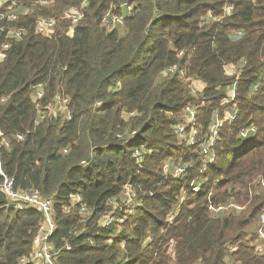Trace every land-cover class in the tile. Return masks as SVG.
<instances>
[{"label":"trees","instance_id":"trees-1","mask_svg":"<svg viewBox=\"0 0 264 264\" xmlns=\"http://www.w3.org/2000/svg\"><path fill=\"white\" fill-rule=\"evenodd\" d=\"M13 1L21 16L1 24L26 34H0L10 46L0 61V166L16 189L54 198L56 263L264 264L254 246L264 215V0H87L72 31L62 14L86 0ZM108 13L124 16L125 32L106 26ZM39 17L57 20L51 37L36 31ZM173 67L204 86L193 92L192 81L167 74ZM234 85L236 98L225 105ZM38 86L44 95L35 101ZM59 95L72 117L38 124ZM188 108L197 110L191 146L177 135ZM217 118L216 160L206 168L201 150ZM136 150L146 151L141 164ZM178 164L189 167L174 177ZM127 185L137 209L119 205L114 216L125 221L101 226ZM75 195L92 211L85 221L78 209L65 210ZM229 203L245 210L210 209ZM41 220L38 210L17 211L0 195V264L30 257Z\"/></svg>","mask_w":264,"mask_h":264},{"label":"built area","instance_id":"built-area-1","mask_svg":"<svg viewBox=\"0 0 264 264\" xmlns=\"http://www.w3.org/2000/svg\"><path fill=\"white\" fill-rule=\"evenodd\" d=\"M87 0L81 5V7H75L66 10L61 17V20L68 21L71 27L77 26L83 19V12L82 9L85 8ZM43 6H49L50 2L44 0L41 2ZM21 9L22 7L17 4L13 0H0V34H6L8 38H21L24 34H26L25 28H20L18 30H10L6 32L5 27L1 24L4 21H16L19 16H21ZM133 8H127L124 13L129 15ZM123 17H114L110 13H108L105 17V24L106 26H112L113 28L117 27H124L123 26ZM57 27V20L56 19H49L46 17H39L36 21V31L42 36H52L55 33V29ZM73 28H71L72 31ZM125 32V29H124ZM10 48L9 44L3 42L0 44V61L6 57L7 50ZM243 64H240L242 67ZM176 69L168 70V73H175ZM227 73L233 75L236 73L234 67H230L227 69ZM180 78L184 79L186 74L184 71L179 72ZM187 81H192V90L193 92H197L201 87L195 85V83L199 82V80H190L186 79ZM258 86H254V90H257ZM198 89V90H197ZM228 94L230 97L225 101V104L232 103L236 98V88L233 86ZM43 93V86H38L35 88L33 97L35 101H39L42 99ZM70 100L68 98H64L62 96H57L54 105L47 106L43 111L39 112L37 123L39 124L43 121L47 116H60L65 115L68 118H71V111L68 108ZM101 104L97 103L96 107H99ZM197 110L194 108H188L184 114V118L186 119V124L177 127V135L180 139L187 141V145L191 146L195 144L197 132L193 128L195 124ZM236 118L235 109L232 110L231 116L227 118V120L233 122ZM221 124L216 119V122L213 126L211 131V140L209 145L203 147L201 150V157L203 164L206 168L211 167L215 164V155L212 153L210 148H212L215 143L217 136L220 132ZM255 134L253 128H250L247 132L243 133L244 139H250ZM136 134L132 133L131 137H134ZM18 140H23L22 135L14 136ZM120 138L124 137L123 135L119 136ZM8 145V144H7ZM143 153L139 150L135 151V157L138 160V164L143 162ZM172 163L168 162L166 164V168H172ZM189 166L178 164L174 169L175 177L183 176L186 173V170ZM262 188L264 189V182L261 183ZM201 189V185H194L193 191L199 192ZM0 195L4 196L9 204V206L17 211H28V210H38L42 213V220L40 221V226L38 228V234L34 240V246L30 257H25L21 259V263H31V264H57L56 257L60 255L61 250L53 247L52 245V237L56 231V222H55V201L53 197H44L41 193L37 190H30V191H21L15 188V180L12 177L6 175L0 166ZM136 194L132 186L127 185L125 187L124 193L121 198V202L118 203L116 200L110 201L109 204L114 207L111 213L106 216L101 217L100 225L103 227H110L115 222L123 223L125 220L124 218L115 217L114 215L115 210L119 205H123L126 209H131L134 211L138 207V203L136 202ZM71 208H76L79 210L81 217H83V221L89 218L92 214V211L86 206L83 202L82 197L79 195H75L71 199V203L69 207H65V210L68 211ZM213 214H239L245 210L244 207L238 206L234 203H229L227 205L219 206V207H210ZM178 209L172 212V215L169 218V223H172L177 217ZM262 225L258 230L259 233V241L256 242L258 246L259 254L264 255V215L261 217ZM173 248H171L172 251ZM231 251H236L235 247L230 248ZM66 250H70V246L66 247ZM227 264H238L233 261H228Z\"/></svg>","mask_w":264,"mask_h":264},{"label":"bare ground","instance_id":"bare-ground-1","mask_svg":"<svg viewBox=\"0 0 264 264\" xmlns=\"http://www.w3.org/2000/svg\"><path fill=\"white\" fill-rule=\"evenodd\" d=\"M76 27V26H75ZM72 28H74V27H72ZM231 66H229L228 68H230ZM228 68H226V70L228 69ZM170 69H176V72L175 73H168V70H170ZM170 69H168L167 70V74L168 75H178L179 76V72L180 71H184L185 72V74H186V76H185V78L184 79H182V78H180V76H179V78L180 79H182V80H186L187 79V73H186V71L184 70V69H180V68H177V67H173V68H170ZM235 86V85H234ZM236 87V86H235ZM228 99V98H227ZM226 99V100H227ZM225 100V101H226ZM225 101H224V104H225ZM230 104V103H229ZM225 105H228V104H225ZM217 120L220 122V120H219V118H217ZM220 124H221V122H220ZM136 134V133H135ZM135 137V136H134ZM139 151H141L143 154H144V152H146L145 150H139ZM143 159H144V155H143ZM168 163V162H167ZM166 163V164H167ZM181 165H183V164H181ZM192 167V166H191ZM165 168H166V165H165ZM167 169V168H166ZM173 175H174V171H173ZM174 177H175V175H174ZM194 186V185H193ZM193 190V189H192ZM259 241V240H258ZM53 245V244H52ZM254 246H256L257 248H258V246L256 245V242L254 243ZM53 247H54V245H53ZM239 264V263H238Z\"/></svg>","mask_w":264,"mask_h":264},{"label":"rangeland","instance_id":"rangeland-1","mask_svg":"<svg viewBox=\"0 0 264 264\" xmlns=\"http://www.w3.org/2000/svg\"><path fill=\"white\" fill-rule=\"evenodd\" d=\"M108 28L111 29V30H112V29H118V30L122 31V33L124 32V27L113 28L112 26H109ZM163 76H165V75H163ZM195 85H198V86H200V87H203V86H204L203 83H199V82L195 83ZM232 110H233V109H230V110H229L228 115H227V118H228L229 116H231V114H232ZM171 254H172V255L174 254L173 249H172V251H171Z\"/></svg>","mask_w":264,"mask_h":264}]
</instances>
